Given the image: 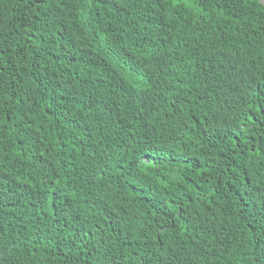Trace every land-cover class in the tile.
I'll use <instances>...</instances> for the list:
<instances>
[{
	"label": "trees",
	"instance_id": "trees-1",
	"mask_svg": "<svg viewBox=\"0 0 264 264\" xmlns=\"http://www.w3.org/2000/svg\"><path fill=\"white\" fill-rule=\"evenodd\" d=\"M0 264H264V6L0 0Z\"/></svg>",
	"mask_w": 264,
	"mask_h": 264
},
{
	"label": "water",
	"instance_id": "water-1",
	"mask_svg": "<svg viewBox=\"0 0 264 264\" xmlns=\"http://www.w3.org/2000/svg\"><path fill=\"white\" fill-rule=\"evenodd\" d=\"M264 6V0H258Z\"/></svg>",
	"mask_w": 264,
	"mask_h": 264
}]
</instances>
